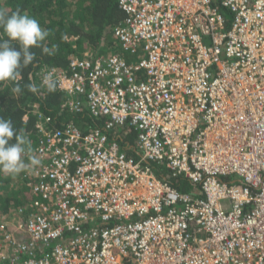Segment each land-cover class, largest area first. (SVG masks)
<instances>
[{
    "label": "built area",
    "instance_id": "2783aa9c",
    "mask_svg": "<svg viewBox=\"0 0 264 264\" xmlns=\"http://www.w3.org/2000/svg\"><path fill=\"white\" fill-rule=\"evenodd\" d=\"M118 6L115 50L39 73L93 123L36 109L0 264H264V0Z\"/></svg>",
    "mask_w": 264,
    "mask_h": 264
},
{
    "label": "trees",
    "instance_id": "16d2710c",
    "mask_svg": "<svg viewBox=\"0 0 264 264\" xmlns=\"http://www.w3.org/2000/svg\"><path fill=\"white\" fill-rule=\"evenodd\" d=\"M0 7H4L9 14L19 10L36 19L43 29L49 31V36L42 45L49 48L51 55L44 54L40 47H31L29 50L35 53V59L27 67L20 68L21 79L0 82V118L11 120L14 129L17 132L23 129V134L31 141V150H26L22 156V160L28 164L35 156L39 136V113L36 109L51 118L49 127H60L67 121L79 126L84 120L93 123L86 115L78 116L62 109L65 100L63 93L57 88L54 92H48L46 86L40 83L39 73L48 67H67L73 55L82 56L87 50L92 56L115 50L114 39H111L112 28L124 14L118 6V0H0ZM5 38L0 29V39ZM12 47L19 50L17 42H12ZM17 83L22 89L18 96L11 92ZM29 83L36 85V93L27 90L25 85ZM60 111L64 113L59 114ZM132 137L124 141L132 143ZM9 143H15V136ZM35 167L31 166L32 169ZM25 171L15 178L0 173L2 214H8L16 207L27 206L30 201L40 198L21 183L20 179ZM179 188L190 190L185 182H181ZM1 264L8 263L6 261Z\"/></svg>",
    "mask_w": 264,
    "mask_h": 264
},
{
    "label": "clouds",
    "instance_id": "9594fccd",
    "mask_svg": "<svg viewBox=\"0 0 264 264\" xmlns=\"http://www.w3.org/2000/svg\"><path fill=\"white\" fill-rule=\"evenodd\" d=\"M0 29L6 37L0 39V82H15L21 79L20 68L27 67L35 59V53L29 50L31 47H40L44 54L51 55L49 48L42 45L49 36V31L43 29L36 19L27 14H22L19 10L9 14L4 7H0ZM12 42L19 44V50L12 47ZM53 71L43 77V85L50 93L57 87ZM25 87L32 93L38 91L34 83ZM21 91L19 83L11 89L17 96ZM14 136L15 143L10 144L9 141ZM26 150H31V141L23 134V129L17 132L11 120L0 118V173L15 178L29 167L38 165L40 161L35 157H32L28 164L22 160Z\"/></svg>",
    "mask_w": 264,
    "mask_h": 264
},
{
    "label": "rangeland",
    "instance_id": "374dc122",
    "mask_svg": "<svg viewBox=\"0 0 264 264\" xmlns=\"http://www.w3.org/2000/svg\"><path fill=\"white\" fill-rule=\"evenodd\" d=\"M111 39H112V41H113V39H115L114 36H112ZM85 53L90 54L91 52L87 50V51H85ZM85 53H84V54H85Z\"/></svg>",
    "mask_w": 264,
    "mask_h": 264
},
{
    "label": "crops",
    "instance_id": "0c3cea01",
    "mask_svg": "<svg viewBox=\"0 0 264 264\" xmlns=\"http://www.w3.org/2000/svg\"><path fill=\"white\" fill-rule=\"evenodd\" d=\"M131 137V136H130Z\"/></svg>",
    "mask_w": 264,
    "mask_h": 264
}]
</instances>
